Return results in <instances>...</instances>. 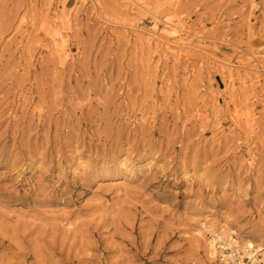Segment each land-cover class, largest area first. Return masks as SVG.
<instances>
[{
  "label": "rangeland",
  "instance_id": "rangeland-1",
  "mask_svg": "<svg viewBox=\"0 0 264 264\" xmlns=\"http://www.w3.org/2000/svg\"><path fill=\"white\" fill-rule=\"evenodd\" d=\"M63 3L61 64L42 25ZM165 16L203 33L153 72L130 32ZM251 53L253 91L210 64L245 69ZM246 104L252 166L228 130ZM263 105L264 0H0V264L221 263L195 242L200 221L264 234ZM217 108L219 143L199 126Z\"/></svg>",
  "mask_w": 264,
  "mask_h": 264
},
{
  "label": "bare ground",
  "instance_id": "bare-ground-1",
  "mask_svg": "<svg viewBox=\"0 0 264 264\" xmlns=\"http://www.w3.org/2000/svg\"><path fill=\"white\" fill-rule=\"evenodd\" d=\"M93 1L97 2V0ZM64 8L65 5L63 3L60 13H53L54 19L44 20V24L42 25V28L45 29L46 34L52 43V52L56 53V56L60 57L61 64L65 62V59L69 56V54L65 50L66 34L57 28L56 22L59 18L70 21L69 15L75 11L74 7H71L69 10L70 12L68 13L65 12ZM163 21L165 23V26L163 27H159L157 23L154 22L149 29H131L132 31L130 32L134 35L137 43L147 48L148 54L150 55L147 62L152 63L153 72L157 71L159 67L158 63L161 61L166 62L169 59L171 62H177L182 56L185 47L192 43L191 38L194 36L200 37L203 33L202 30H192L190 26L182 27V25L178 26L177 24H173L171 23L169 17L166 16ZM186 57V59H189V54ZM200 63L203 65L205 61H200ZM210 64H212L214 68H219L222 73L226 74L230 86L233 88L235 87L234 89H236L238 93L240 91L249 92L256 89L257 83L260 79L258 70L263 69L260 64V60L255 57L254 53H251L250 56L247 57L246 61H239V64L243 65L245 69H234L230 64L228 66L225 63L215 65L213 61H211ZM256 64H260L259 68ZM206 68L210 69L211 67L207 66ZM153 82L155 83L156 80ZM197 87L198 84L193 85L192 90H197ZM249 106L252 105L246 104L245 107L247 109L232 119V124L228 127V130L229 133H234L238 130L236 128L242 129L243 135L246 137L245 144L251 140L250 144H252V146L248 149V158L245 161L247 162V165L252 166L255 158V143H257V132L255 129L259 127V124L255 120L253 113L254 110L249 109ZM218 112L219 110L217 108L211 117L207 114L200 113L199 117H201V122L199 126L201 131L205 130L208 126V119H210L213 132H215L214 136L219 143L225 139L228 134L224 133V124ZM239 139H241L240 136L235 135V140L239 141ZM263 142V140H260L261 144H263ZM153 163V158H148L144 161L141 167H144L146 171H150L153 168ZM78 164H81V161H78ZM119 168H126L125 162L121 161ZM132 174L134 175V171H132ZM121 182L122 181H119V183ZM207 234H209L211 238L208 237ZM194 238L195 242L204 248L206 257L209 261L214 262L216 258H219L221 261L219 264H229L230 260L232 261L230 258L232 257V254L226 250L230 249L232 252L233 250L242 249L243 254L240 253L242 258H248L251 264H260L261 262L264 264V234H252L249 232L244 233L242 229L232 228L227 221L204 220L203 222L200 221ZM218 242L223 245L218 244ZM258 256H261V258H258ZM239 263L241 264V262Z\"/></svg>",
  "mask_w": 264,
  "mask_h": 264
},
{
  "label": "built area",
  "instance_id": "built-area-1",
  "mask_svg": "<svg viewBox=\"0 0 264 264\" xmlns=\"http://www.w3.org/2000/svg\"><path fill=\"white\" fill-rule=\"evenodd\" d=\"M234 249V248H233ZM228 250H230V249H228ZM227 251V250H226ZM243 253V251H242V249H237V250H233L232 252H231V250H230V254H232V257H230L231 259H232V261L230 260V263L231 264H240L239 262H241V264H251L250 262H249V259L248 258H242L241 257V254ZM248 259V262L246 261V260ZM262 263V262H261ZM260 263V264H261ZM263 264V263H262Z\"/></svg>",
  "mask_w": 264,
  "mask_h": 264
}]
</instances>
